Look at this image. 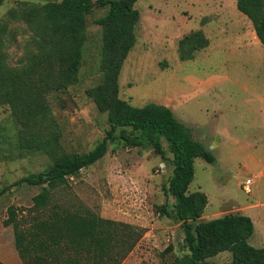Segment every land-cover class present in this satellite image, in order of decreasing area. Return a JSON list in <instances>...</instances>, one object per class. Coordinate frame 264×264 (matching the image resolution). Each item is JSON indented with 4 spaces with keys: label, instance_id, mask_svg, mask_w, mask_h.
I'll use <instances>...</instances> for the list:
<instances>
[{
    "label": "rangeland",
    "instance_id": "rangeland-1",
    "mask_svg": "<svg viewBox=\"0 0 264 264\" xmlns=\"http://www.w3.org/2000/svg\"><path fill=\"white\" fill-rule=\"evenodd\" d=\"M61 1L6 0L3 3L0 24L5 27L0 37L4 48L0 53L10 68H24L29 65L31 55L38 53L34 40L36 31L23 13L32 7ZM135 8L141 18L135 31L136 45L119 77L121 99L139 108L150 103L171 106L175 117L191 129L193 138L210 151V141L222 137L215 133L221 128V116L217 113L214 117V102L222 95L238 96L239 93L235 86L224 84L210 89L206 82L210 78L264 80V55L257 57L245 52L246 58L244 54L230 56L223 53L214 58L208 57L204 48L196 51L192 60L181 61L179 45L181 39L199 29L198 21L204 17L217 19L220 13L221 18L225 15L244 17L237 8V0H139ZM107 12L106 8L96 7L87 17V42L76 85L67 91L55 90L60 73L56 63L37 69L33 77V86L39 85L46 90L40 99L52 111L53 125L44 130L43 138L58 135L59 152L54 156L89 152L110 130L107 115L97 110L86 93L102 82L100 52L103 36L102 27L96 21ZM233 21L237 23L236 18ZM244 22L247 24V20ZM226 55L231 58L224 62ZM252 58L260 62L250 63ZM247 59L251 61H245ZM0 124L7 133V141L0 144V264H26L16 249L15 226L6 225V222L13 209L24 229H28L34 215L31 211L34 197L41 188L13 184L46 172L53 164L52 154L47 149H20L17 144L20 125L15 123L9 105L0 106ZM254 135L241 134L242 137ZM162 143L167 149L166 142ZM232 149L236 147L232 146ZM223 150L220 148L214 153L219 164L208 163L202 158L195 160V178L189 191L213 190L220 200L224 191L231 199L245 201L250 194L237 188L235 177L240 179L253 174L239 164L241 161L224 165L227 154ZM163 164L167 168L160 171ZM227 167L230 173H227ZM172 171L173 167L151 147L132 148L116 142L110 145L105 158L83 169L78 176L69 179L65 188L57 190L53 203L64 208L88 210L104 219L128 223L142 230L144 234L138 246L122 264H174L175 259L186 253L184 230L179 223L163 216L160 209L166 205L170 210L174 203V199L164 192ZM6 188L8 190L3 192ZM230 205L233 206V201ZM171 247L173 250L168 252ZM209 261L228 263L231 254L226 252Z\"/></svg>",
    "mask_w": 264,
    "mask_h": 264
},
{
    "label": "trees",
    "instance_id": "trees-1",
    "mask_svg": "<svg viewBox=\"0 0 264 264\" xmlns=\"http://www.w3.org/2000/svg\"><path fill=\"white\" fill-rule=\"evenodd\" d=\"M5 1L0 0V7ZM138 1L62 0L32 7L23 15L36 31L38 53H33L29 65L20 70L10 68L0 53V106L9 105L15 123L20 125L17 144L23 150L47 149L53 161L46 172L13 184L41 188L34 197V215L28 229L10 210L6 225L15 226L18 254L26 264H122L129 257L144 234L138 227L53 203L57 190L65 188L69 179L83 169L105 158L110 145L118 142L132 148L149 146L173 167L164 192L174 203L170 210L166 205L160 209L163 216L173 219L184 230L186 253L174 264H217L209 259L226 252L231 254V261L221 264H264V247L249 243L254 233L250 217L230 214L202 220L208 198L201 191L191 193L189 189L195 178V160L202 158L214 163L213 154L193 138L191 129L175 117L170 107L155 103L134 107L119 95V77L137 41L135 31L141 18L135 8ZM96 7L108 9L96 21L103 36L102 82L86 93L97 110L107 115L110 130L89 152L54 156L59 152L58 135L43 138L44 130L53 125L51 108L40 99L46 90L33 86L32 80L37 69L56 63L60 73L55 90L67 91L79 82L87 42V17ZM237 8L252 22L264 46V0H237ZM4 27L0 24V35ZM1 37L0 52L4 48ZM208 43L202 31L186 35L179 45L181 61L192 60L196 51L206 48ZM5 141L6 129L0 124V144ZM159 170L163 171L161 167ZM172 250L171 247L168 252Z\"/></svg>",
    "mask_w": 264,
    "mask_h": 264
},
{
    "label": "crops",
    "instance_id": "crops-1",
    "mask_svg": "<svg viewBox=\"0 0 264 264\" xmlns=\"http://www.w3.org/2000/svg\"><path fill=\"white\" fill-rule=\"evenodd\" d=\"M218 16L217 19L209 20L206 17L200 19L198 21L199 29H194V32L202 31L208 39L209 43L205 49L208 57L216 58L223 53L230 54V56L244 54L246 58L249 53L257 57L264 55V46L254 31L253 24H250L251 21L246 16H241V19L237 15L234 17L225 15L224 18H221L220 13ZM234 18L237 20L236 24H234ZM246 20L247 24L244 22ZM228 23L232 25L228 26ZM230 56L226 55L224 62L229 60ZM259 62L260 60L252 58L250 63L258 64ZM224 84L235 86L239 95H222L218 102H214L216 105L213 112L214 117L217 116V113L221 116V128L215 133L221 134L222 137L218 140L213 138L210 141L208 149L212 151L216 159L211 164L220 163L219 158L214 154L220 148L224 149L223 151L227 154L225 160L222 157L224 165H235L241 161L239 164H242L253 176L240 179L238 176L235 177L238 181L237 188L243 191L242 184L252 179V193L247 195L243 191L247 195V199L238 201L235 198L231 199V195L224 191L221 200L213 190L203 192L208 198V204L202 220L211 221L230 214L248 216L254 224V233L249 239V243L256 248H262L264 247V80L242 77L232 79L210 78L206 82V87L212 89L214 86L218 87ZM167 106L171 108V106ZM245 133L255 135L242 137L241 134ZM232 146H235L236 149L230 150ZM226 171L230 173L228 167ZM232 201L233 206L230 205Z\"/></svg>",
    "mask_w": 264,
    "mask_h": 264
},
{
    "label": "built area",
    "instance_id": "built-area-1",
    "mask_svg": "<svg viewBox=\"0 0 264 264\" xmlns=\"http://www.w3.org/2000/svg\"><path fill=\"white\" fill-rule=\"evenodd\" d=\"M161 168L164 170V164L161 165ZM252 184H253V180L249 179L246 182H244L242 184V189L246 194H251L252 193Z\"/></svg>",
    "mask_w": 264,
    "mask_h": 264
}]
</instances>
